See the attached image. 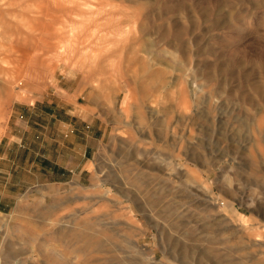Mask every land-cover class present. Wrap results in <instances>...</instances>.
Instances as JSON below:
<instances>
[{"label": "rangeland", "instance_id": "rangeland-1", "mask_svg": "<svg viewBox=\"0 0 264 264\" xmlns=\"http://www.w3.org/2000/svg\"><path fill=\"white\" fill-rule=\"evenodd\" d=\"M2 263L264 264V0H0Z\"/></svg>", "mask_w": 264, "mask_h": 264}, {"label": "bare ground", "instance_id": "bare-ground-1", "mask_svg": "<svg viewBox=\"0 0 264 264\" xmlns=\"http://www.w3.org/2000/svg\"><path fill=\"white\" fill-rule=\"evenodd\" d=\"M168 129V128H167ZM147 132V131H146ZM148 133H150V132H148ZM165 133V132H164ZM173 133V132H172ZM166 135V134H165ZM164 135V136H165ZM168 137V136H167ZM166 137V138H167ZM170 137H171V134H170ZM170 137H168L167 139H169L170 140ZM173 137H175V136H173ZM172 137V138H173ZM147 138H149V136H148V134H147ZM177 138V137H176ZM154 139V138H153ZM152 139V140H153ZM166 139H164V141H165ZM169 142V141H168ZM172 142V141H171ZM170 143V142H169ZM177 143V142H176ZM180 143V142H179ZM151 144H153V143H151ZM171 144V143H170ZM177 145V144H176ZM175 145V146H176ZM170 146H173L172 144L170 145ZM178 147V146H177ZM174 151H175V149H174ZM173 151V152H174ZM173 152L171 153V154H173ZM180 152V151H179ZM175 153V152H174ZM176 154V153H175ZM157 158V160H161L162 158L161 157H159V156H156ZM171 157V156H170ZM169 157V158H170ZM119 158V157H118ZM172 158V157H171ZM127 159V158H126ZM129 159H131V156L129 157ZM119 160H122V159H120L119 158ZM128 160V159H127ZM169 160V159H168ZM147 162H148V160H146ZM154 162H155V160H154ZM145 163V157H143V156H141V158H137L136 160H133L132 162H128L126 165H125V167H121V169H122V171H124V173L122 174V178L117 182L118 184H117V190H118V192H120V194L123 196V197H125L126 199H132V196H131V193L133 192V188L135 187V186H140V185H142V186H144V189L142 190L143 191V195L145 196L146 195V197L149 199V201L151 202V203H153L154 205L157 203V204H159L158 202L160 201H157L155 198H154V196H153V193H152V191L150 190V188H149V184H148V182H147V180H146V178H145V176H147V175H145L144 174V172H142L143 171V169H140V168H144L145 166H146V164H144ZM172 164V163H171ZM177 164V163H176ZM124 165V164H123ZM122 165V166H123ZM145 165V166H144ZM178 165V164H177ZM148 166V165H147ZM147 168V167H146ZM181 168V167H180ZM148 169V168H147ZM165 168H164V163H163V161L162 162H157L156 163V170H157V179H158V181H163V176L165 175V170H164ZM135 170H137L138 172L137 173H134V171ZM150 170V169H149ZM153 171V170H152ZM176 174V173H175ZM175 178H178L177 176H174ZM151 178V177H150ZM149 178V179H150ZM153 178V177H152ZM152 182V181H151ZM160 186V185H159ZM120 187V188H119ZM163 187V186H162ZM115 188H116V186H115ZM119 188V189H118ZM141 187H138V189H140ZM135 189H137V187L135 188ZM138 189H137V191H138ZM163 190V189H162ZM163 192V191H162ZM161 192V193H162ZM164 194V193H163ZM143 196V197H144ZM158 196H160V195H158ZM142 197V198H143ZM159 199V198H158ZM137 200V199H136ZM140 205V204H139ZM213 205V204H212ZM149 206V205H148ZM142 207L144 208V206L142 205ZM153 208V207H152ZM156 209V208H155ZM222 215H224V214H222ZM228 217V216H227ZM242 223V222H241ZM58 237H60V239H62V240H64L65 239V231L64 230H62V231H60L58 234ZM85 240H86V242H88V238H85ZM214 246V245H213ZM212 246V247H213ZM51 256H50V260H52V261H54V262H56V259L58 258L59 259V261H61L62 259H63V257H62V255L60 254V253H58V252H56V250H54L53 248L51 249ZM12 256L11 255H8V258H11ZM10 261V260H9ZM45 263H48V262H45ZM3 264V263H2ZM7 264V263H6Z\"/></svg>", "mask_w": 264, "mask_h": 264}]
</instances>
